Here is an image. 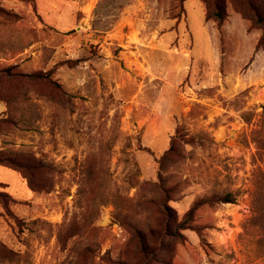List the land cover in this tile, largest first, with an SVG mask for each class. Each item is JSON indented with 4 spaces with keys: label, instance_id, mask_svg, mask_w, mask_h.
I'll return each instance as SVG.
<instances>
[{
    "label": "rangeland",
    "instance_id": "374dc122",
    "mask_svg": "<svg viewBox=\"0 0 264 264\" xmlns=\"http://www.w3.org/2000/svg\"><path fill=\"white\" fill-rule=\"evenodd\" d=\"M102 1L0 0V71L44 76L8 79L2 145L47 166L33 192L0 165V264H264L262 25L245 0Z\"/></svg>",
    "mask_w": 264,
    "mask_h": 264
},
{
    "label": "trees",
    "instance_id": "16d2710c",
    "mask_svg": "<svg viewBox=\"0 0 264 264\" xmlns=\"http://www.w3.org/2000/svg\"><path fill=\"white\" fill-rule=\"evenodd\" d=\"M107 0H103L102 2L99 3V8L98 11L100 10V8L104 5V3H106L103 7H109V5L111 4L110 1L106 2ZM246 1V5L248 6L250 12L256 17L257 19V23L261 24L263 29H264V11L262 9V6L259 4L258 0H245ZM122 4L119 6V10L118 13L120 12V10L122 9ZM97 11V14H98ZM209 15H215L220 19L224 18V14L219 11L216 10L214 11V13H210ZM262 41V40H261ZM261 41L259 42L258 45H261ZM18 67V64H10L7 68L2 69L0 71V101L3 102L6 105V111L4 114L0 115V137H2L3 134H5V130L8 129L9 127H13V126H18L19 122H17V110L15 108V105L18 104L17 102V96H14L11 92L12 89L15 88V84H10V82L12 81H8V79H13L15 77H38V78H44V76L42 74H36V75H31V74H25L26 72H16L14 71L15 68ZM6 77V80H4L2 77ZM21 83V81L17 80V83ZM262 123H264V111L262 113ZM260 134V132H259ZM259 143V157H261V159L263 160L264 163V136H257V140ZM169 150H173L176 151V149L174 148V146H172ZM20 151L18 148H13V147H5L3 145V148L0 149V165H5L8 166L10 168H14V167H18L23 169L24 171V176L18 172V170L16 169V171L27 181V183L29 184L31 190L33 192H37L40 189L44 188V185L42 184V173L41 170L47 168V166L43 163H41L40 161H35L31 164H23L20 165L17 161L19 160H15V157L13 156L14 154H18ZM168 154V151L166 152ZM15 169V168H14ZM172 178V176H171ZM159 184L156 185V191L151 190L150 194L151 196L148 198V202L152 205H155L158 209V211L161 213V217H163L162 221H165V218L168 220V224H166V228L167 230H169L170 226H171V221L173 219H175L174 215H173V211L170 208V206L163 201L162 198H160L161 193H167L171 188L176 187L177 183H172L171 188H167L166 187V179H164V175L163 172L161 171V174L159 176ZM171 180V179H170ZM4 186L6 187L5 184L0 183V187ZM263 189V192L261 195H264V184L263 186H259L258 190L255 192V196L253 199V209L254 212L256 214H260L261 216L264 215V198H261L262 200L258 198H256L258 196L259 191ZM231 194H226V196L224 198H220V202H224V203H229V202H235L233 198H231ZM0 198H2L4 200L5 204H8L10 202H14V198L11 194H9L6 191H1L0 190ZM196 206H193L190 211L187 214V217L185 218V220H183L182 222L179 223L178 225V230H174L172 233H169L168 236L171 237H175V236H180L182 235L180 230L181 229H186L187 226V222L189 219H191L192 213H194ZM140 245H141V249L142 252L146 255L150 257V254L153 255V260L154 261H159V254L156 251H151V248L149 246V243L146 239L145 236H140ZM163 249V248H162ZM165 251L168 250V248L164 249Z\"/></svg>",
    "mask_w": 264,
    "mask_h": 264
},
{
    "label": "crops",
    "instance_id": "0c3cea01",
    "mask_svg": "<svg viewBox=\"0 0 264 264\" xmlns=\"http://www.w3.org/2000/svg\"><path fill=\"white\" fill-rule=\"evenodd\" d=\"M1 102V101H0ZM3 103V102H2ZM5 105V104H4ZM6 106V105H5ZM5 111H6V109H5ZM5 111L2 113V114H4L5 113ZM2 114H0V115H2ZM3 141H2V137H0V149L1 148H3Z\"/></svg>",
    "mask_w": 264,
    "mask_h": 264
}]
</instances>
